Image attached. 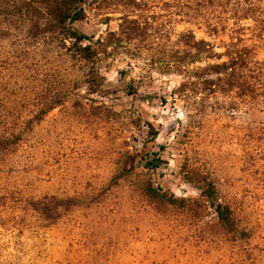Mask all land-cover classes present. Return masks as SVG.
<instances>
[{
    "label": "rangeland",
    "instance_id": "1",
    "mask_svg": "<svg viewBox=\"0 0 264 264\" xmlns=\"http://www.w3.org/2000/svg\"><path fill=\"white\" fill-rule=\"evenodd\" d=\"M138 1L135 11L128 0H86L75 23L106 37L131 14L152 31V48L124 44L100 61V94L64 50L27 57L21 30L0 34V135L16 142L0 151V264H264V105L181 97L183 77L152 61L180 33L220 44L237 25L264 59L253 34L264 0ZM216 27L226 34L210 36ZM153 158L157 170L146 166ZM195 170L211 176L244 233L225 228L188 182ZM147 182L187 205L152 200ZM54 196L58 214L38 210Z\"/></svg>",
    "mask_w": 264,
    "mask_h": 264
},
{
    "label": "trees",
    "instance_id": "2",
    "mask_svg": "<svg viewBox=\"0 0 264 264\" xmlns=\"http://www.w3.org/2000/svg\"><path fill=\"white\" fill-rule=\"evenodd\" d=\"M85 4L86 0H0V34L21 30L27 41L21 50L27 57L45 52L52 46L64 50L87 68L89 93L100 94L105 86L100 61L114 56L124 44L132 45L138 52L152 48L154 45L149 42L153 35L147 21L131 14L122 15L118 30L108 31L106 37L87 35L75 26L76 22L87 17ZM127 5L136 11L141 2L128 0ZM257 23L254 38L264 42V19L259 18ZM224 34L226 31L218 27L209 33L213 37ZM217 48L222 50L217 51ZM152 61L155 66H165L164 72H175L183 77L175 93L181 97L200 99L201 104L212 98L219 103L220 97H230L233 110L239 109L241 103L264 105V59L257 58L256 46L247 43L246 28L241 25L231 29L228 41L222 39L220 44L197 39L192 30L180 33L175 41L158 45ZM60 104L59 101L49 103L44 110L50 111ZM147 126L148 137L154 141L158 131L151 123ZM13 143H16L13 138L0 135V151ZM130 160L133 166L136 159L132 157ZM159 162L160 159L153 158L146 162V166L157 170ZM185 176L214 209L225 228L240 234L245 232L239 231L231 207L220 201L216 184L208 173L195 170ZM144 191L156 202L178 207L187 205L185 198L163 193L151 182L145 184ZM52 199L54 205L43 204L38 210L44 213L54 209L58 214L59 198L54 196Z\"/></svg>",
    "mask_w": 264,
    "mask_h": 264
}]
</instances>
